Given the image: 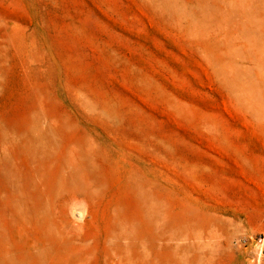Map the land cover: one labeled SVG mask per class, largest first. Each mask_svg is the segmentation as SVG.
Segmentation results:
<instances>
[{"label": "rangeland", "instance_id": "rangeland-1", "mask_svg": "<svg viewBox=\"0 0 264 264\" xmlns=\"http://www.w3.org/2000/svg\"><path fill=\"white\" fill-rule=\"evenodd\" d=\"M262 239L264 0H0V264Z\"/></svg>", "mask_w": 264, "mask_h": 264}, {"label": "built area", "instance_id": "built-area-1", "mask_svg": "<svg viewBox=\"0 0 264 264\" xmlns=\"http://www.w3.org/2000/svg\"><path fill=\"white\" fill-rule=\"evenodd\" d=\"M257 247L255 249L253 260L258 264H264V239L257 242Z\"/></svg>", "mask_w": 264, "mask_h": 264}]
</instances>
